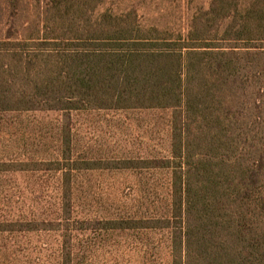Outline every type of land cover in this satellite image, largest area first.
<instances>
[{"label":"trees","instance_id":"1","mask_svg":"<svg viewBox=\"0 0 264 264\" xmlns=\"http://www.w3.org/2000/svg\"><path fill=\"white\" fill-rule=\"evenodd\" d=\"M103 1L49 0L31 33H0V112L173 109L166 264H264V0H211L176 37ZM34 39L75 48L32 74Z\"/></svg>","mask_w":264,"mask_h":264},{"label":"rangeland","instance_id":"2","mask_svg":"<svg viewBox=\"0 0 264 264\" xmlns=\"http://www.w3.org/2000/svg\"><path fill=\"white\" fill-rule=\"evenodd\" d=\"M48 1L21 0L13 10L0 0L1 37L31 33ZM210 1L104 0L98 10L134 8L145 28L176 37ZM38 41L20 47L32 74L44 64L35 54L75 48ZM173 119L171 108L87 101L0 112V264H166Z\"/></svg>","mask_w":264,"mask_h":264}]
</instances>
